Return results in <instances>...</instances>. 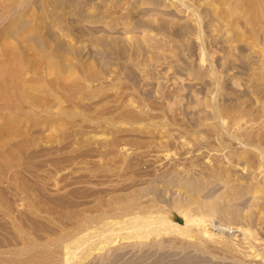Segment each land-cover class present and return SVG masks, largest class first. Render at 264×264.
<instances>
[{
    "label": "rangeland",
    "instance_id": "obj_1",
    "mask_svg": "<svg viewBox=\"0 0 264 264\" xmlns=\"http://www.w3.org/2000/svg\"><path fill=\"white\" fill-rule=\"evenodd\" d=\"M0 264H264V0H0Z\"/></svg>",
    "mask_w": 264,
    "mask_h": 264
},
{
    "label": "bare ground",
    "instance_id": "obj_2",
    "mask_svg": "<svg viewBox=\"0 0 264 264\" xmlns=\"http://www.w3.org/2000/svg\"><path fill=\"white\" fill-rule=\"evenodd\" d=\"M186 212H188V211H186ZM188 215H189V214L187 213L186 215L183 216L184 219L186 218V221H187L188 223H190V222H192V221L194 222V220H196V221L198 220V219H194V218H192V217H194V216H191V217H190V216H188ZM155 216H156V215H155ZM160 216H161V215H160ZM197 216H198V215H197ZM148 217H149V216H148ZM154 218H155V217H154ZM164 219H165V218H164ZM123 220H124V219H123ZM158 220H159V219H158ZM143 222H144V221H143ZM150 223H151V222H150ZM160 223H161V222H160ZM135 224H136V223H135ZM152 224H153V223H152ZM152 224H151V225H152ZM118 225H119V224H118ZM146 225H150L149 222L146 223ZM136 226H137V225H135V227H136ZM138 226H139V225H138ZM162 226H164V224H163ZM186 226H187V225H186ZM186 226H184V227H186ZM139 227H140V226H139ZM164 227H166V226H164ZM164 227H163V228H164ZM132 228H133V227H132ZM143 228H144V227H143ZM158 228H159V227H158ZM161 228H162V227H161ZM186 228H187V227H186ZM134 229H135V228H134ZM164 229H166V228H164ZM188 229H189V228H188ZM129 230H130V229H129ZM131 230H132V229H131ZM160 231H161V230H160ZM160 231H159V233H161ZM163 231H164V230H163ZM144 232H145V231H144ZM153 233H154V234H155V233L158 234L157 229H153V228H151V227H148L147 230H146V233H144V234L149 235V234H153ZM162 233H163V232H162ZM162 233H161V234H162ZM131 234H132V233H131ZM131 234H130V235H131ZM126 235H127V234H126ZM128 235H129V234H128ZM132 235H133V234H132ZM141 235H142V234H141ZM158 235H159V234H158ZM144 236H145V235H144ZM159 236H160V235H159Z\"/></svg>",
    "mask_w": 264,
    "mask_h": 264
}]
</instances>
